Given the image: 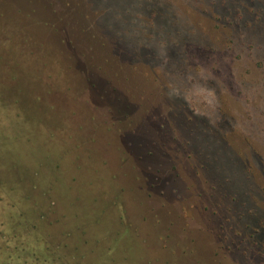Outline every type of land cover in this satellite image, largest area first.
<instances>
[{"label": "rangeland", "instance_id": "374dc122", "mask_svg": "<svg viewBox=\"0 0 264 264\" xmlns=\"http://www.w3.org/2000/svg\"><path fill=\"white\" fill-rule=\"evenodd\" d=\"M0 264H264V0H0Z\"/></svg>", "mask_w": 264, "mask_h": 264}, {"label": "trees", "instance_id": "16d2710c", "mask_svg": "<svg viewBox=\"0 0 264 264\" xmlns=\"http://www.w3.org/2000/svg\"><path fill=\"white\" fill-rule=\"evenodd\" d=\"M154 8H155V7H154ZM157 9H158V7L155 8V9H150V14L153 15L154 18H158V16H157L156 13H155V11H156ZM50 256H51V255H50ZM61 260L63 261L64 258L61 257Z\"/></svg>", "mask_w": 264, "mask_h": 264}]
</instances>
